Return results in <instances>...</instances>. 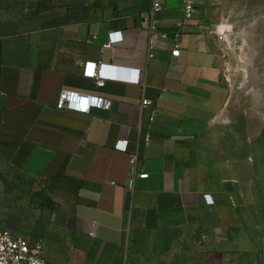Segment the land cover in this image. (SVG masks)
I'll return each mask as SVG.
<instances>
[{
	"label": "crops",
	"instance_id": "0c3cea01",
	"mask_svg": "<svg viewBox=\"0 0 264 264\" xmlns=\"http://www.w3.org/2000/svg\"><path fill=\"white\" fill-rule=\"evenodd\" d=\"M209 1L184 26L179 0H163L168 39L152 58L151 0H27L37 17L0 14V230L41 241L49 264H264V87L236 94ZM84 62L138 70L142 85L99 88ZM65 92L111 107L57 110ZM126 143L134 175H148L132 190L115 150Z\"/></svg>",
	"mask_w": 264,
	"mask_h": 264
},
{
	"label": "built area",
	"instance_id": "2783aa9c",
	"mask_svg": "<svg viewBox=\"0 0 264 264\" xmlns=\"http://www.w3.org/2000/svg\"><path fill=\"white\" fill-rule=\"evenodd\" d=\"M180 8L182 11V23L185 26L189 21L193 19L196 9L199 7V0H179ZM163 0H151L149 10L144 16L142 26L148 36L147 52L149 58L153 57L156 41L158 39L167 40L168 36L164 33L159 26V15L162 12ZM182 25V26H183ZM119 37L118 39L116 37ZM223 35H219L218 39L223 40ZM122 42V35L120 32L111 33L108 36V42L105 45L107 48H111L114 44ZM181 49L178 42H176L171 50V57L178 58L180 56ZM89 65H92L91 74H89ZM83 76L95 81L97 87H103L106 82H121L125 84L142 85V80L138 70H132L123 76L121 72H118L113 66H109L102 63L84 62L82 64ZM132 73H136L133 75ZM75 97V99H73ZM83 105V107H81ZM151 105L148 100H142L141 106L143 108ZM111 107V101L104 100L102 98H96L91 96H83L72 92L62 93L56 104L57 110H68L75 112L87 113L92 108H101L103 110H109ZM154 116L150 118L152 121ZM149 137H145V143H147ZM115 150L127 153L130 158L131 172L133 176L129 179L127 189L132 190L135 182V178L146 179L147 174L134 175V166L137 162V156L133 149H130L129 144L124 146H118ZM0 264H49L43 254V245L41 241L30 242L26 239L19 238L15 234L8 230H0Z\"/></svg>",
	"mask_w": 264,
	"mask_h": 264
},
{
	"label": "rangeland",
	"instance_id": "374dc122",
	"mask_svg": "<svg viewBox=\"0 0 264 264\" xmlns=\"http://www.w3.org/2000/svg\"><path fill=\"white\" fill-rule=\"evenodd\" d=\"M28 9L27 0H0L1 15L15 11L18 18L37 17ZM203 9L213 28L209 33L217 40V27L232 30L223 37L221 48L231 64L230 80L236 94L253 86L264 87V0H210ZM254 74L256 82L251 77ZM26 183L28 194L42 203L45 195L33 183Z\"/></svg>",
	"mask_w": 264,
	"mask_h": 264
},
{
	"label": "bare ground",
	"instance_id": "6f19581e",
	"mask_svg": "<svg viewBox=\"0 0 264 264\" xmlns=\"http://www.w3.org/2000/svg\"><path fill=\"white\" fill-rule=\"evenodd\" d=\"M222 29H223V31L225 30V32H227V33H230V28L229 27H222ZM252 77V79H253V82L255 81H258L257 80V76L254 74V75H252L251 76Z\"/></svg>",
	"mask_w": 264,
	"mask_h": 264
},
{
	"label": "snow or ice",
	"instance_id": "6c2138e0",
	"mask_svg": "<svg viewBox=\"0 0 264 264\" xmlns=\"http://www.w3.org/2000/svg\"><path fill=\"white\" fill-rule=\"evenodd\" d=\"M116 38L118 39L119 37L117 36ZM92 67H93L92 65H89V74H91V68ZM73 99H75V97H73ZM81 107H83V105H81Z\"/></svg>",
	"mask_w": 264,
	"mask_h": 264
}]
</instances>
